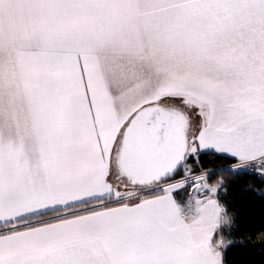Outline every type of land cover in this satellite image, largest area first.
I'll return each instance as SVG.
<instances>
[{"label": "snow or ice", "instance_id": "6c2138e0", "mask_svg": "<svg viewBox=\"0 0 264 264\" xmlns=\"http://www.w3.org/2000/svg\"><path fill=\"white\" fill-rule=\"evenodd\" d=\"M245 174L264 0H0V264L264 259L226 199Z\"/></svg>", "mask_w": 264, "mask_h": 264}, {"label": "trees", "instance_id": "16d2710c", "mask_svg": "<svg viewBox=\"0 0 264 264\" xmlns=\"http://www.w3.org/2000/svg\"><path fill=\"white\" fill-rule=\"evenodd\" d=\"M201 160L205 169L208 167H219L214 158L202 156ZM179 178V174L178 177ZM221 179L219 176L210 178V182ZM226 185L230 189L226 199L233 201L238 206H243L245 219L242 224L243 230L264 231V181L257 179L254 175L245 174L231 181V177L224 176ZM246 188L255 189V192L245 193ZM254 250L236 247L230 250L229 260L231 264H264V259L253 254Z\"/></svg>", "mask_w": 264, "mask_h": 264}, {"label": "built area", "instance_id": "2783aa9c", "mask_svg": "<svg viewBox=\"0 0 264 264\" xmlns=\"http://www.w3.org/2000/svg\"><path fill=\"white\" fill-rule=\"evenodd\" d=\"M251 175H253V174H251ZM257 179H259V180H262L258 175H254ZM262 181H264V180H262Z\"/></svg>", "mask_w": 264, "mask_h": 264}]
</instances>
